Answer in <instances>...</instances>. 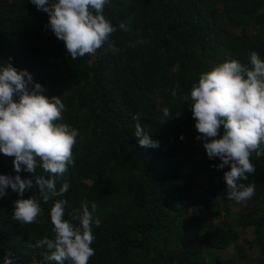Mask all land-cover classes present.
Returning <instances> with one entry per match:
<instances>
[{
    "label": "trees",
    "instance_id": "1",
    "mask_svg": "<svg viewBox=\"0 0 264 264\" xmlns=\"http://www.w3.org/2000/svg\"><path fill=\"white\" fill-rule=\"evenodd\" d=\"M103 15L116 31L95 54L73 60L46 27V13L30 0H0V67L11 63L27 70L45 89L42 95L64 103L59 123L79 131L64 196L44 203L34 186L23 197L9 188L0 198V264L8 252L15 264L42 262L46 247L37 242L54 236L50 209L57 199L69 202L65 219L75 226L79 222L68 212L85 200L89 207L97 204L101 225L93 226L95 255L89 264H199L203 258L219 263L205 253L236 242L237 225L252 226L260 245L259 206L222 228L183 213L182 206L201 195L194 188L202 178L213 180V195L226 194L223 175L230 168L213 167L219 159L209 160L196 139L190 92L202 73L225 61L250 66L252 51L264 60V0H109ZM135 114L158 148L138 146ZM13 160L0 153V175H16ZM251 163L256 172L243 182L263 195L264 156L253 154ZM36 174L47 178L40 167ZM19 175L33 179L24 171ZM32 196L42 212L37 222L18 224L13 202Z\"/></svg>",
    "mask_w": 264,
    "mask_h": 264
},
{
    "label": "clouds",
    "instance_id": "2",
    "mask_svg": "<svg viewBox=\"0 0 264 264\" xmlns=\"http://www.w3.org/2000/svg\"><path fill=\"white\" fill-rule=\"evenodd\" d=\"M109 0H30L38 10L49 16L46 26L65 45L68 55L75 60L86 54H95L109 41L116 28L103 15ZM127 31L124 23L119 25ZM250 66L237 60L225 61L211 71L202 73L198 84H193L191 112L196 121L198 141L206 150L209 160L218 158L213 165L224 172L226 197L237 204L250 200L255 193L254 184H245L249 174L256 172L251 163L253 154L264 156V60L250 52ZM12 58L9 57V61ZM0 67V153L14 157L16 175H0V198L8 195L7 189L23 197L25 192L37 188L44 203L51 198L64 196L70 183L64 179L69 166H74L73 148L79 135L78 129L63 120L65 105L60 97L49 99L41 93L45 89L34 83L27 70H18L11 63ZM31 85V87H30ZM175 98L177 92L172 90ZM187 101L188 96L182 97ZM164 115H170L167 108ZM180 112L177 113V117ZM135 136L142 149L158 148L159 142L146 134L135 114ZM222 130V132H221ZM183 139V137H181ZM37 167L45 175H37ZM22 171L32 174L33 179H22ZM57 182L61 187L57 190ZM66 199H57L50 209L53 238L37 242L45 248L43 260L35 264H89L95 250L93 226L100 227L101 220L95 215L97 204L89 207L87 200L79 209L68 212L75 226L65 219ZM12 219L18 224H33L42 212L40 201L32 196L13 202ZM3 264H15L8 252Z\"/></svg>",
    "mask_w": 264,
    "mask_h": 264
},
{
    "label": "rangeland",
    "instance_id": "3",
    "mask_svg": "<svg viewBox=\"0 0 264 264\" xmlns=\"http://www.w3.org/2000/svg\"><path fill=\"white\" fill-rule=\"evenodd\" d=\"M213 186V180L200 179L194 191H198L201 195L190 203H185L182 206L183 213L200 215L208 226L220 228L236 225L240 214L258 206L261 208L259 215H264V194L255 192L250 200L237 204L228 199L226 194L213 195ZM237 227L239 237L236 242L227 249L206 252L205 257L218 259L220 264H264V241L260 245L253 241L252 226L237 225ZM198 263L206 264V259L203 258ZM219 263L212 262V264Z\"/></svg>",
    "mask_w": 264,
    "mask_h": 264
}]
</instances>
